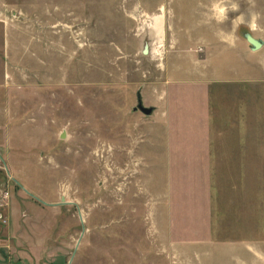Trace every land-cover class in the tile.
Listing matches in <instances>:
<instances>
[{
	"label": "rangeland",
	"instance_id": "rangeland-1",
	"mask_svg": "<svg viewBox=\"0 0 264 264\" xmlns=\"http://www.w3.org/2000/svg\"><path fill=\"white\" fill-rule=\"evenodd\" d=\"M0 264H264V0H0Z\"/></svg>",
	"mask_w": 264,
	"mask_h": 264
},
{
	"label": "water",
	"instance_id": "water-1",
	"mask_svg": "<svg viewBox=\"0 0 264 264\" xmlns=\"http://www.w3.org/2000/svg\"><path fill=\"white\" fill-rule=\"evenodd\" d=\"M243 37L245 41L250 45L251 50L258 49L262 44V41L260 39L254 38L249 33H244ZM146 52H147V45L144 44L142 47V53H146ZM131 109L132 111L138 110L144 115H149L152 112V107L150 106L146 107L141 104L140 94L138 91H136L135 93V105Z\"/></svg>",
	"mask_w": 264,
	"mask_h": 264
},
{
	"label": "crops",
	"instance_id": "crops-1",
	"mask_svg": "<svg viewBox=\"0 0 264 264\" xmlns=\"http://www.w3.org/2000/svg\"><path fill=\"white\" fill-rule=\"evenodd\" d=\"M262 45V44H261ZM242 71L241 70H239V68H238V70H235V73H236V75H238V73L240 74ZM235 75V76H236ZM221 79V78H220ZM238 79H244V80H248L249 78L248 77H246V76H243L242 78L240 77V78H238ZM233 81L234 80H236V78L235 79H232ZM234 82H238V80L237 81H234Z\"/></svg>",
	"mask_w": 264,
	"mask_h": 264
},
{
	"label": "clouds",
	"instance_id": "clouds-1",
	"mask_svg": "<svg viewBox=\"0 0 264 264\" xmlns=\"http://www.w3.org/2000/svg\"><path fill=\"white\" fill-rule=\"evenodd\" d=\"M221 12L223 11V9L220 10Z\"/></svg>",
	"mask_w": 264,
	"mask_h": 264
},
{
	"label": "bare ground",
	"instance_id": "bare-ground-1",
	"mask_svg": "<svg viewBox=\"0 0 264 264\" xmlns=\"http://www.w3.org/2000/svg\"><path fill=\"white\" fill-rule=\"evenodd\" d=\"M159 19H157V21H158Z\"/></svg>",
	"mask_w": 264,
	"mask_h": 264
}]
</instances>
